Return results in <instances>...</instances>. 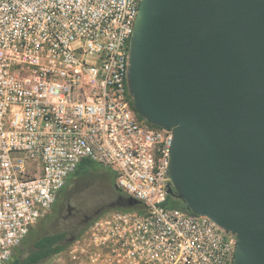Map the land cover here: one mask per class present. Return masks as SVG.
<instances>
[{
	"label": "built area",
	"instance_id": "2783aa9c",
	"mask_svg": "<svg viewBox=\"0 0 264 264\" xmlns=\"http://www.w3.org/2000/svg\"><path fill=\"white\" fill-rule=\"evenodd\" d=\"M139 3L0 0V264L85 159L112 171L140 204L94 218L54 256L59 264H234V232L161 205L174 127L149 123L133 104Z\"/></svg>",
	"mask_w": 264,
	"mask_h": 264
},
{
	"label": "water",
	"instance_id": "95a60500",
	"mask_svg": "<svg viewBox=\"0 0 264 264\" xmlns=\"http://www.w3.org/2000/svg\"><path fill=\"white\" fill-rule=\"evenodd\" d=\"M128 71L138 114L174 127L168 194L264 264V0H140Z\"/></svg>",
	"mask_w": 264,
	"mask_h": 264
},
{
	"label": "trees",
	"instance_id": "16d2710c",
	"mask_svg": "<svg viewBox=\"0 0 264 264\" xmlns=\"http://www.w3.org/2000/svg\"><path fill=\"white\" fill-rule=\"evenodd\" d=\"M93 165L94 163L91 161L87 159L83 160L72 176L79 175L81 172L92 168ZM103 169L106 170V168ZM106 171H108V169ZM161 205L191 212L182 200L171 195H167L165 201L161 203ZM133 209L138 208L133 207ZM51 215L52 209L46 214V217L50 218ZM44 219L45 218H42L39 222V227H34L29 231L21 246L16 248L13 259L9 264H43L65 248L67 245V243L64 242V239L67 236L66 231H42L41 227ZM84 227L85 225L79 229L78 234L83 231Z\"/></svg>",
	"mask_w": 264,
	"mask_h": 264
},
{
	"label": "flooded vegetation",
	"instance_id": "af4514ba",
	"mask_svg": "<svg viewBox=\"0 0 264 264\" xmlns=\"http://www.w3.org/2000/svg\"><path fill=\"white\" fill-rule=\"evenodd\" d=\"M104 173L108 176V171H104ZM69 181L70 180L67 181L59 193V196L52 207L51 217L47 218L46 215L43 217L45 219L41 227L42 231H66L67 236L65 237L64 242L67 243V245L65 247L70 246L77 239L99 212L118 203L120 201L118 197L119 195H122L119 189L114 186V196L111 200H106L98 204L91 212H85L80 203L76 205L70 204V195L68 193V188L70 186ZM84 225L85 227L83 231L78 234L79 229Z\"/></svg>",
	"mask_w": 264,
	"mask_h": 264
},
{
	"label": "rangeland",
	"instance_id": "374dc122",
	"mask_svg": "<svg viewBox=\"0 0 264 264\" xmlns=\"http://www.w3.org/2000/svg\"><path fill=\"white\" fill-rule=\"evenodd\" d=\"M106 170L98 164H94L92 168L72 176L69 179L70 186L68 188L70 204L80 203L85 212H91L98 204L111 200L114 196L115 175L108 170L109 178L104 173ZM112 208L114 207L103 209L96 217ZM35 227L39 226L36 225ZM54 258L53 264H59L57 257Z\"/></svg>",
	"mask_w": 264,
	"mask_h": 264
}]
</instances>
